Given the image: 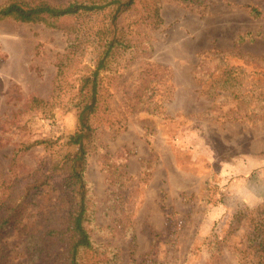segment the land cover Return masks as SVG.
I'll use <instances>...</instances> for the list:
<instances>
[{"label": "rangeland", "instance_id": "374dc122", "mask_svg": "<svg viewBox=\"0 0 264 264\" xmlns=\"http://www.w3.org/2000/svg\"><path fill=\"white\" fill-rule=\"evenodd\" d=\"M102 19H69L66 28L76 31L0 20V189L19 143L53 142L22 153L23 175L73 151L64 145L76 124L73 97ZM119 22L136 44L113 55L91 118L84 177L102 245L86 264L249 261L256 253L248 247L264 244V0H136ZM239 35L245 40L236 45ZM226 69L238 86L214 90ZM33 97L49 102L37 106ZM56 193L46 187L40 220L5 236L7 264L26 263L25 233L50 223ZM51 220L59 228L67 221ZM43 245L46 264H61L63 242L48 237ZM113 253L116 260L103 262Z\"/></svg>", "mask_w": 264, "mask_h": 264}, {"label": "trees", "instance_id": "16d2710c", "mask_svg": "<svg viewBox=\"0 0 264 264\" xmlns=\"http://www.w3.org/2000/svg\"><path fill=\"white\" fill-rule=\"evenodd\" d=\"M136 0H67L63 3L53 4L45 0H5L0 3V20L11 18L21 22L43 23L45 25L61 28L66 31H76L75 25L66 28L67 21L74 17L103 13V19L91 31V42L95 55L91 67L82 71L78 77V86L74 93L72 107L76 110V124L74 131L68 135L64 142L66 147H74L73 151L67 150L61 157L48 163L40 161V165L26 175L18 172L17 160L22 153L32 147L42 144L47 148L53 142L46 139H37L28 143H19L11 149L9 157V171L11 178L0 189V264H7L4 238L23 223L24 220L38 222L37 216L41 210H35L40 202L46 187H54L56 194L48 204L45 219L49 217L50 223L37 225L34 230L25 233L26 263L46 264L48 254L43 245L48 238L63 242L64 258L61 264H86L85 256L88 252H96L102 244L94 238V207L95 202L90 183L84 177L87 164L88 143L91 141L95 129L91 118L98 109L99 97L103 83V74L110 68L113 55L120 50H125L136 44L128 35V31L119 22L121 15L131 9ZM191 4L199 0H179ZM150 13L157 16L158 3L155 1L150 7ZM154 19V18H153ZM244 36L239 35L235 43L241 44ZM212 58V57H211ZM231 71V69H230ZM226 69L218 79L213 82L216 88L226 90L235 88L239 82L234 81V76L228 74ZM199 80V78H198ZM59 84L54 86L57 88ZM211 86V85H210ZM59 88V87H58ZM52 94V99H53ZM31 102L35 105L47 104L48 100L33 97ZM28 106H31L28 104ZM258 110L259 108H252ZM264 110V108H263ZM254 117L258 113L253 111ZM66 218V225L59 228L55 219ZM28 226V225H27ZM30 226V225H29ZM264 238V237H262ZM99 244V245H98ZM248 251L253 255L249 261L239 259L238 264H263L264 244L258 241ZM246 251V250H245ZM117 254L103 260L111 262L116 260ZM254 258V259H253Z\"/></svg>", "mask_w": 264, "mask_h": 264}]
</instances>
